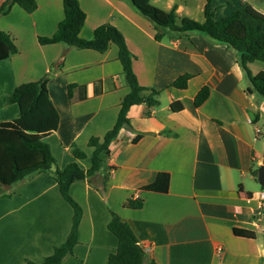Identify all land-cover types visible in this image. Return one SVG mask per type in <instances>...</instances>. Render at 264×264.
<instances>
[{"label":"crops","instance_id":"1","mask_svg":"<svg viewBox=\"0 0 264 264\" xmlns=\"http://www.w3.org/2000/svg\"><path fill=\"white\" fill-rule=\"evenodd\" d=\"M6 0H0V6ZM28 14L13 5L0 31L17 53L0 62V123L18 115L7 97L48 76L47 91L59 123L44 142L63 169L90 166V138H102L129 92L117 47L99 53L62 44L41 45L63 18V0H35ZM218 20L247 3L264 14V0H210ZM85 13L79 36L109 24L133 55L138 83L159 91L156 107L134 106L131 129H121L101 171L74 182L72 200L82 209L77 244L61 264H106L117 239L111 212L127 223L145 253L144 264H264V193L251 170L264 165V99L249 90L237 54L201 34L156 41L149 20L127 0H78ZM178 19L203 21L205 0H151ZM195 13V14H193ZM249 66L254 75L264 64ZM190 75L185 89L171 84ZM70 87V88H69ZM203 87L208 98L198 107ZM183 109L171 111V104ZM77 149L85 158L77 160ZM158 179L157 186L150 188ZM139 200L140 209L125 206ZM72 208L49 174H31L0 192V264L40 263L69 235ZM234 229L253 232V239Z\"/></svg>","mask_w":264,"mask_h":264},{"label":"trees","instance_id":"2","mask_svg":"<svg viewBox=\"0 0 264 264\" xmlns=\"http://www.w3.org/2000/svg\"><path fill=\"white\" fill-rule=\"evenodd\" d=\"M130 5L144 18L149 20L155 30V40L167 39L176 41L187 38L190 34H201L216 43L224 44L237 54V64L243 71L249 90L264 99V67L252 74L249 66L261 60L264 53V14L247 3H241L238 9L229 15L214 19L210 0H205L203 21L183 17L178 19L175 11H164L153 4L151 0H127ZM13 5L19 6L26 13H33L35 0H6L0 6V17L7 15ZM85 21V13L78 0H63V18L58 23L55 32L49 37H39L41 45L62 44L77 50H93L105 52L110 45L117 47V59L120 62L129 92L122 99L113 127L102 138H90L87 146L91 148L90 166L83 170L75 162L63 169L57 167L55 158L44 139L54 132L59 123L58 114L52 105L47 91L48 76L35 82L17 86L7 97L8 104H16L18 115L9 122L0 123V192L31 174L46 173L57 183L62 199L72 208V225L66 240L53 248L52 253L40 263L27 261V264H61L64 258L72 253L77 244V230L82 215V209L69 195L70 186L81 180L99 173L109 156V146L115 140L121 129H131L128 113L134 106L146 105L156 107L159 104V91L142 87L133 71V55L129 51L123 35L115 27L105 24L98 26L91 39L79 36ZM17 53L13 39L0 31V62L9 59ZM190 75L177 78L171 86L185 89ZM70 88V87H69ZM209 96L207 87L196 94L194 105L200 106ZM171 111H180L183 106L171 104ZM75 159L85 158V154L77 149L72 151ZM257 180V170H251ZM158 179L150 188L157 186ZM130 209H140L141 201H128L125 204ZM107 229L117 239V246L107 259L106 264H144L145 253L138 243L129 225L111 212ZM239 237H255L253 232L234 229Z\"/></svg>","mask_w":264,"mask_h":264},{"label":"water","instance_id":"3","mask_svg":"<svg viewBox=\"0 0 264 264\" xmlns=\"http://www.w3.org/2000/svg\"><path fill=\"white\" fill-rule=\"evenodd\" d=\"M257 181L264 192V165L259 166L257 169Z\"/></svg>","mask_w":264,"mask_h":264},{"label":"rangeland","instance_id":"4","mask_svg":"<svg viewBox=\"0 0 264 264\" xmlns=\"http://www.w3.org/2000/svg\"><path fill=\"white\" fill-rule=\"evenodd\" d=\"M151 4H152V3H151ZM193 14H195V13H193ZM260 61H261V62H258L257 65H260V63L264 64V53L262 54V56H261V60H260ZM258 96H259V95H258ZM259 97H260V96H259ZM260 98H261V97H260ZM258 168H259V167H255V166H254V169L257 170Z\"/></svg>","mask_w":264,"mask_h":264},{"label":"built area","instance_id":"5","mask_svg":"<svg viewBox=\"0 0 264 264\" xmlns=\"http://www.w3.org/2000/svg\"><path fill=\"white\" fill-rule=\"evenodd\" d=\"M261 197L264 198V193L261 194Z\"/></svg>","mask_w":264,"mask_h":264}]
</instances>
